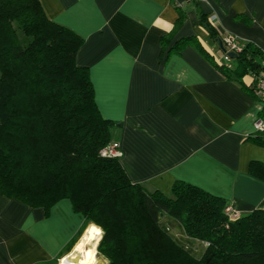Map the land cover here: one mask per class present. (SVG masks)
Segmentation results:
<instances>
[{
	"label": "crops",
	"instance_id": "obj_1",
	"mask_svg": "<svg viewBox=\"0 0 264 264\" xmlns=\"http://www.w3.org/2000/svg\"><path fill=\"white\" fill-rule=\"evenodd\" d=\"M40 3L51 20L83 38L76 62L88 69L100 113L115 122L111 140L120 143L131 181L168 194L182 180L241 213L264 207V179L248 171L251 160L264 163V144L245 139L264 103L250 90V73L242 83L219 69L223 51L200 22V13L215 14L220 34L264 47V0ZM178 19L169 45L194 36L212 61L193 43L179 53L163 49ZM82 222L68 198L47 212L0 194V264H58L93 224L76 237ZM166 226L178 231L173 222Z\"/></svg>",
	"mask_w": 264,
	"mask_h": 264
},
{
	"label": "trees",
	"instance_id": "obj_2",
	"mask_svg": "<svg viewBox=\"0 0 264 264\" xmlns=\"http://www.w3.org/2000/svg\"><path fill=\"white\" fill-rule=\"evenodd\" d=\"M179 22L163 49L179 53L193 43L212 61L194 36L169 45ZM200 22L222 37L206 14ZM82 42L40 0H0V194L47 212L68 198L83 216L76 237L97 225L107 264H264V207L231 218L222 196L182 180L168 194L149 190L130 180L120 157L100 154L115 122L100 113L88 69L76 62ZM262 59L264 48L246 41L233 68L216 65L243 83ZM245 139L264 144V130ZM248 171L264 179L260 161Z\"/></svg>",
	"mask_w": 264,
	"mask_h": 264
},
{
	"label": "built area",
	"instance_id": "obj_3",
	"mask_svg": "<svg viewBox=\"0 0 264 264\" xmlns=\"http://www.w3.org/2000/svg\"><path fill=\"white\" fill-rule=\"evenodd\" d=\"M209 21L214 24L216 21L215 14L208 15ZM222 43L226 51L223 52L222 60L228 65L229 62L233 59L227 52L232 51L235 54H238L244 47L245 42H242L237 35L231 32H225L222 34ZM264 48V47H262ZM251 76V91L252 94L259 100L261 103H264V59L261 60L260 66L258 69H254L250 72ZM255 130H264V120L257 119L254 123ZM100 154L102 156L110 157H120L122 155V150L120 143L116 140H110L106 145L100 149ZM226 213L234 218L238 216L239 211L231 205L225 207Z\"/></svg>",
	"mask_w": 264,
	"mask_h": 264
},
{
	"label": "bare ground",
	"instance_id": "obj_4",
	"mask_svg": "<svg viewBox=\"0 0 264 264\" xmlns=\"http://www.w3.org/2000/svg\"><path fill=\"white\" fill-rule=\"evenodd\" d=\"M92 226H95V224L94 225L90 224V226L88 228L86 227L87 229H86L85 233H83L82 237L79 239L77 244L74 246V251L70 252V254L59 259L58 264H96L97 263L96 257H95L94 244L96 242L97 237L100 236L101 231L99 232V235H94V234L90 233L89 229ZM95 227L98 228L97 226H95ZM90 237H92V238L90 239ZM92 241H94V243L91 247H85L86 245L89 244V242H92ZM76 252L77 253L81 252L82 257H80V258L78 257V259H77Z\"/></svg>",
	"mask_w": 264,
	"mask_h": 264
},
{
	"label": "rangeland",
	"instance_id": "obj_5",
	"mask_svg": "<svg viewBox=\"0 0 264 264\" xmlns=\"http://www.w3.org/2000/svg\"><path fill=\"white\" fill-rule=\"evenodd\" d=\"M233 60H234V58H233ZM101 231V230H100ZM98 240H99V236L97 237V239H96V242H95V244H94V250H95V257H96V262L98 263V264H107V260L101 255V254H99L98 253V251H97V243H98ZM93 243H94V241H92V242H89V244L88 245H86L85 247H91L92 245H93ZM195 246H198V245H195ZM76 256H77V259H78V257L80 258V257H82V253L81 252H79V253H77L76 252ZM98 258V259H97ZM98 260V261H97ZM101 261V262H100ZM59 262V261H58ZM96 263V264H97Z\"/></svg>",
	"mask_w": 264,
	"mask_h": 264
},
{
	"label": "water",
	"instance_id": "obj_6",
	"mask_svg": "<svg viewBox=\"0 0 264 264\" xmlns=\"http://www.w3.org/2000/svg\"><path fill=\"white\" fill-rule=\"evenodd\" d=\"M216 43L217 45L220 47V49L225 52L226 49L225 47L223 46V43H222V39L220 37H217L216 38ZM227 54L231 57V58H235L236 57V54L232 51H228Z\"/></svg>",
	"mask_w": 264,
	"mask_h": 264
},
{
	"label": "snow or ice",
	"instance_id": "obj_7",
	"mask_svg": "<svg viewBox=\"0 0 264 264\" xmlns=\"http://www.w3.org/2000/svg\"><path fill=\"white\" fill-rule=\"evenodd\" d=\"M89 232L94 234V235H99V232L100 230L98 228H96L95 226H92L90 229H89ZM92 237H90L91 239Z\"/></svg>",
	"mask_w": 264,
	"mask_h": 264
}]
</instances>
